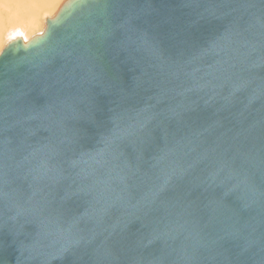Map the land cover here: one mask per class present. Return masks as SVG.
I'll return each instance as SVG.
<instances>
[{"label":"water","instance_id":"95a60500","mask_svg":"<svg viewBox=\"0 0 264 264\" xmlns=\"http://www.w3.org/2000/svg\"><path fill=\"white\" fill-rule=\"evenodd\" d=\"M0 264H264V0H67L7 43Z\"/></svg>","mask_w":264,"mask_h":264},{"label":"rangeland","instance_id":"374dc122","mask_svg":"<svg viewBox=\"0 0 264 264\" xmlns=\"http://www.w3.org/2000/svg\"><path fill=\"white\" fill-rule=\"evenodd\" d=\"M12 1L13 0H3L4 5L10 8L8 9V11H10L11 13L9 12L6 15H3L2 13L0 15V52L6 46L7 43H9L12 40H15V38L20 39V41H22L23 44H26L28 41L32 40L33 38L40 36L45 28V21L48 19L50 20L53 19V17L56 15L60 7L62 6V5L60 6V3L62 0L60 2H58L59 0H46V1L41 0V2L37 1L38 4H36L35 7L30 6L29 2L24 3L23 1H21L19 3V5L20 4L21 5L19 7H16L15 9V7H13ZM47 6L48 8H46ZM49 8L51 9L47 12ZM50 11H54V12L49 13ZM14 13H18L19 15L15 17ZM23 17H24V20H23ZM31 22H32V25H31ZM21 24L23 25L22 27H21ZM8 30L9 31L11 30V31L9 32ZM24 38H25V41L23 40Z\"/></svg>","mask_w":264,"mask_h":264},{"label":"bare ground","instance_id":"6f19581e","mask_svg":"<svg viewBox=\"0 0 264 264\" xmlns=\"http://www.w3.org/2000/svg\"><path fill=\"white\" fill-rule=\"evenodd\" d=\"M21 1H23L24 3H26V2H29V5L30 6H33V7H35L36 6V4H38L37 3V1H40L41 2V0H13L12 2H13V7H15V9H16V7H19L20 5H19V3L21 2ZM43 1V0H42ZM44 1H46V0H44ZM61 0H59L58 2H60ZM67 0H62L61 1V3H60V6L61 5H63L65 2H66ZM5 2V1H4ZM4 2H3V0H0V15L3 13V15H6L7 13H9L10 11H8V9H10L9 7H6L5 5H4ZM53 2V1H52ZM55 3V2H54ZM12 4V3H11ZM41 4V3H40ZM58 4V3H57ZM42 5H44V4H42ZM50 5V4H49ZM40 6V5H39ZM52 6H53V4H52ZM43 8V7H42ZM46 8H48V6L46 7ZM54 8V7H53ZM52 8V9H53ZM51 8H49L48 10H47V12L50 10ZM58 9V8H57ZM12 10V9H11ZM56 10V9H55ZM44 11H46V10H44ZM54 11H50L49 13H53ZM11 13V12H10ZM19 14L18 13H14V16L15 17H17ZM43 15V14H42ZM9 16V15H8ZM32 16V15H31ZM34 17V16H33ZM39 19V18H38ZM23 20H24V17H23ZM13 21V20H12ZM31 25H32V22H31ZM30 25V26H31ZM37 25V24H36ZM23 25L21 24V27H22ZM33 27H35V26H33ZM39 28V27H38ZM22 29V28H21ZM25 29H26V27H25ZM29 30V29H28ZM31 30V29H30ZM33 30V29H32ZM6 31V30H5ZM9 31V30H8ZM11 31V30H10ZM9 31V32H10ZM30 32V31H29ZM28 32V33H29ZM6 33V32H5ZM30 34V33H29ZM9 35H11V34H9ZM35 37V36H34ZM16 39V38H15ZM24 41H25V38L23 39ZM13 41V40H12ZM6 43H7V41H6Z\"/></svg>","mask_w":264,"mask_h":264}]
</instances>
